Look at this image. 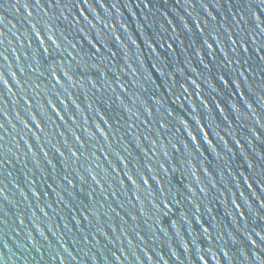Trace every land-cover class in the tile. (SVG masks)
<instances>
[{
    "label": "water",
    "instance_id": "water-1",
    "mask_svg": "<svg viewBox=\"0 0 264 264\" xmlns=\"http://www.w3.org/2000/svg\"><path fill=\"white\" fill-rule=\"evenodd\" d=\"M0 264H264V0H0Z\"/></svg>",
    "mask_w": 264,
    "mask_h": 264
}]
</instances>
